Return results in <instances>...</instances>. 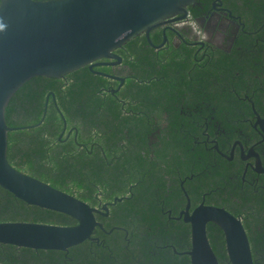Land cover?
Segmentation results:
<instances>
[{
  "label": "trees",
  "instance_id": "16d2710c",
  "mask_svg": "<svg viewBox=\"0 0 264 264\" xmlns=\"http://www.w3.org/2000/svg\"><path fill=\"white\" fill-rule=\"evenodd\" d=\"M200 1L206 10L214 0ZM231 7L240 8L244 14L258 13L264 9V0H245L243 6L232 0ZM189 9L192 15L198 14L192 5ZM151 41L156 43V37L151 36ZM117 52L123 58L120 73L125 77L119 91L110 90L112 83L113 87L118 86V81L96 73L109 72L110 68L105 66L90 69L86 65L61 78L34 76L12 96L6 107V120L10 127H20L9 132L8 137L7 157L15 169L90 205L99 201L98 190L102 194L100 201H114L117 196L127 195L110 207L109 217H99L107 231L115 226L120 228L107 234L98 227L99 242L86 240L68 251L0 243V263L191 264L187 252L192 245L190 225L182 220L176 228L168 227L160 219L158 202L168 192V179L177 180L172 199L185 200L180 184L183 179L188 191L190 184H196L195 193L201 189L210 192L206 196L209 204L243 217L254 264H264V199L257 200V192L252 188L247 195L254 196L250 203L247 197H243L241 204L233 200L241 197L223 183L229 178L222 170L227 162L222 169L212 167L215 150L209 149L211 145L207 144L205 149L204 144H196L192 156L189 152L192 145H188L191 140L184 134L173 132L162 137L154 132L158 128L155 117L167 112L169 119L175 118L178 109H182L177 108V103L199 113L208 102V93H213L208 80L197 74L193 98L171 101L176 78L182 74V68L175 66L177 60L172 52L157 53L145 35L129 40ZM47 101L44 121L36 127L21 128L41 121ZM214 101L221 104L225 99ZM254 101L258 108H263L264 98ZM239 104L247 115L250 111L247 99ZM197 112V120H205ZM65 125L74 127L79 139L66 140L62 135ZM235 130L236 127L229 126L226 135L235 137L238 134ZM153 132L152 148L149 134ZM194 135L206 140V134L200 130ZM82 142L84 147L79 144ZM152 150L153 159L149 155ZM175 166L180 169L175 171ZM131 184L135 185L132 193ZM0 191V214L3 213L0 221L77 224L67 214L30 205L1 186ZM207 235L219 264H231L222 228L209 222ZM168 243L173 246H166Z\"/></svg>",
  "mask_w": 264,
  "mask_h": 264
},
{
  "label": "water",
  "instance_id": "95a60500",
  "mask_svg": "<svg viewBox=\"0 0 264 264\" xmlns=\"http://www.w3.org/2000/svg\"><path fill=\"white\" fill-rule=\"evenodd\" d=\"M197 0H0V186L30 205L67 214L75 225L0 222V243L35 250H61L96 240V227L105 231L95 214L98 209L49 183L18 171L9 162L6 107L12 96L34 76L61 78L89 65H113L102 59L122 61L115 50L168 19L186 18ZM153 45V44H152ZM112 79V74L96 71ZM123 80V79H121ZM44 107L40 125L47 114ZM117 200H122L117 198ZM106 208V207H105ZM191 264H219L212 249L207 224L222 228L231 264H254L250 241L242 221L223 207L200 205L192 214ZM3 264V263H0Z\"/></svg>",
  "mask_w": 264,
  "mask_h": 264
},
{
  "label": "flooded vegetation",
  "instance_id": "af4514ba",
  "mask_svg": "<svg viewBox=\"0 0 264 264\" xmlns=\"http://www.w3.org/2000/svg\"><path fill=\"white\" fill-rule=\"evenodd\" d=\"M237 1L241 6L245 2V0ZM231 3L232 0H214L211 7L205 10L201 1L197 0V3L192 7L198 14L192 15L189 9V15L186 18L177 16L168 19L163 25L150 32V38L155 36L157 39L156 43L152 41L151 47L157 53L172 52L177 60L175 66L182 68V74L180 73V76L176 78L173 87L174 93L170 95L171 101L173 99L190 101L197 89L196 76L199 73L208 80L209 88L213 92L208 93L206 96L208 102L206 104L203 102L204 107L199 113L195 109H190L191 107L186 104L177 103V108L182 109H178L175 118L169 119L167 112L155 117L158 128L154 132L160 133L162 137L173 132L184 134V137L191 140L188 145H192L189 149L192 156L195 154L196 144H204L205 149L207 144L211 145L209 149L215 150V154L212 155V167L222 169L223 164L227 162L222 170H225L229 178L223 183L227 188L233 190V194H238L241 197L240 199L233 197L235 202L241 204L244 201L243 197H247L248 203L254 200V196H247L252 188L257 192L255 195L257 200L264 199V102L261 104L263 108H258L254 101L256 98H264V9L262 12L244 14L240 8L231 7ZM195 29H198L196 31L200 32L202 36L196 34ZM194 33L195 36H193ZM141 35H145V33ZM118 49L115 50V53L120 55L117 52ZM120 56L122 57V55ZM165 57H169V55L165 54ZM99 62L115 63L97 66L110 68L109 72L104 73L120 78L113 79L112 81L119 83L117 87H113L114 83H112L110 88L113 93L119 91L125 81V77L120 73L124 66L123 58L120 63L115 59H102ZM215 99H225V101L218 104L214 101ZM244 99H247L250 106L247 115L239 106V101ZM170 106L171 104H169ZM233 106H235L234 109H231ZM195 111L201 114L205 120H197ZM229 126L236 127L235 131L238 134L235 137L226 135ZM74 130V127L65 125L62 135L66 137V140H70L72 137L77 140L79 133ZM198 130L206 134V140L195 137L194 133ZM213 130L214 134H211ZM154 132L149 134V144L152 148V141L155 140ZM79 144L82 147L85 146L83 142ZM149 155L153 159L154 151L152 150ZM190 161L193 165V158ZM179 169V166L174 168L175 171ZM206 171H208L207 168ZM176 183L177 180L170 181L168 179V192L158 201L161 205L160 219L168 227L176 228L178 222L183 220L191 228V224L185 220V212L188 210L192 214L202 204L222 207L208 203L206 196L210 192L201 189L200 192L195 193L194 190L198 187L196 184H190L188 191L184 187L185 180L183 179L180 184L185 193V200L183 198L172 199V194L177 189L175 188ZM134 186V184L130 185V191ZM96 196L99 201L96 205L91 206L102 213H96L95 216L103 226L104 223L99 217H109L110 207L117 201H122H116V199L127 198V195H123L115 197L114 201H100L102 194L99 190L96 191ZM0 204L2 205V200ZM8 212H10V207ZM229 212L233 214L232 211ZM0 216H3V213ZM237 218L243 223V217ZM97 228L93 237L99 238L96 236ZM114 228L120 227L115 226ZM114 228L109 231L106 228L105 231L100 229L109 234ZM166 246H173V244L168 243Z\"/></svg>",
  "mask_w": 264,
  "mask_h": 264
},
{
  "label": "rangeland",
  "instance_id": "374dc122",
  "mask_svg": "<svg viewBox=\"0 0 264 264\" xmlns=\"http://www.w3.org/2000/svg\"><path fill=\"white\" fill-rule=\"evenodd\" d=\"M196 30L198 31V29H195L194 32H195L196 34H200V35L202 36V34H201L200 32H197ZM195 33L193 34V36H195Z\"/></svg>",
  "mask_w": 264,
  "mask_h": 264
},
{
  "label": "clouds",
  "instance_id": "9594fccd",
  "mask_svg": "<svg viewBox=\"0 0 264 264\" xmlns=\"http://www.w3.org/2000/svg\"><path fill=\"white\" fill-rule=\"evenodd\" d=\"M0 28H2V25H0Z\"/></svg>",
  "mask_w": 264,
  "mask_h": 264
}]
</instances>
